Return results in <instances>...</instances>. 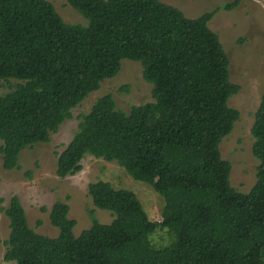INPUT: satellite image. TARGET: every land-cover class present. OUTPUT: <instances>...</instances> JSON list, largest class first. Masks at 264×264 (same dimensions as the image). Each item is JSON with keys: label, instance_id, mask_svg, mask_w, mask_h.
I'll return each instance as SVG.
<instances>
[{"label": "trees", "instance_id": "trees-1", "mask_svg": "<svg viewBox=\"0 0 264 264\" xmlns=\"http://www.w3.org/2000/svg\"><path fill=\"white\" fill-rule=\"evenodd\" d=\"M86 25L63 20L48 0H0V154L19 169V154L71 117L123 59L139 62L152 100L129 111L111 94L80 115L77 130L56 153V174L73 175L86 155L115 161L164 200L163 220H151L137 194L97 179L87 185L94 207L113 219L72 232L69 197L53 202L54 237L28 224L17 195L0 211L8 219L3 261L15 264H264V92L253 115L255 182L242 193L229 180L220 143L240 113L228 99V55L208 22L226 2L197 17L159 0H66ZM31 172H28V176ZM168 240L152 247L151 234ZM2 261H0L1 264Z\"/></svg>", "mask_w": 264, "mask_h": 264}, {"label": "rangeland", "instance_id": "rangeland-1", "mask_svg": "<svg viewBox=\"0 0 264 264\" xmlns=\"http://www.w3.org/2000/svg\"><path fill=\"white\" fill-rule=\"evenodd\" d=\"M48 1L54 5L65 22L87 24V20L66 0ZM159 1L175 6L187 17L193 18L233 0ZM238 1L230 10H218L208 22V26L217 33L228 55L230 80L240 85L239 92L228 99V104L236 108L240 116L234 122L230 133L221 141L220 151L223 159L228 160L231 165V185L245 193L255 182L258 164L251 152V126L260 96L264 92V0ZM119 68L115 76L104 79L96 91L91 92L71 110V117L60 124L56 132L50 134L49 142L36 143L20 152L19 169H5L0 154V206L6 207L9 198L17 195L25 209L28 224L38 233L50 237L58 234V228L49 222L48 213L54 201L64 200L67 196L68 216L76 220L72 229L74 235H79L91 225L92 212L100 223H110L113 219L111 212L94 207L87 194L88 183L97 179L109 181L114 187L135 192L148 217L151 220H163V198L145 183L133 179L115 161L108 162L86 155L79 172L66 177L56 174V153L71 139L77 130L80 115L88 112L98 97L111 94L116 107L126 112L134 105L152 100L151 85L143 79L139 62L123 59ZM17 82L15 79L3 81L0 94L9 91ZM8 233V219L0 211L1 264H15L2 260V242ZM149 238L152 247H161L168 240L166 228H157Z\"/></svg>", "mask_w": 264, "mask_h": 264}]
</instances>
